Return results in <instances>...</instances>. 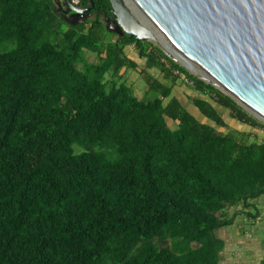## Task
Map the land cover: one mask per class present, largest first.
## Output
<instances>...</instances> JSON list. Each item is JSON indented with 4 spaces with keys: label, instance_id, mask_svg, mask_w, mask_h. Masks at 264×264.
Listing matches in <instances>:
<instances>
[{
    "label": "trees",
    "instance_id": "16d2710c",
    "mask_svg": "<svg viewBox=\"0 0 264 264\" xmlns=\"http://www.w3.org/2000/svg\"><path fill=\"white\" fill-rule=\"evenodd\" d=\"M97 12L71 22L54 0H0V264H223L219 231L261 213L264 140L218 107L264 123ZM127 45L192 81L206 121L145 69L139 98L120 74L137 66Z\"/></svg>",
    "mask_w": 264,
    "mask_h": 264
},
{
    "label": "water",
    "instance_id": "95a60500",
    "mask_svg": "<svg viewBox=\"0 0 264 264\" xmlns=\"http://www.w3.org/2000/svg\"><path fill=\"white\" fill-rule=\"evenodd\" d=\"M110 2L115 21L131 38L134 37L136 41L154 40L167 57L178 61L156 40L152 28L157 27L218 82L249 107L264 114V0ZM65 3L80 15L88 14L95 8L94 0H89L90 4L86 8L74 5L72 0H65ZM183 66L189 70L187 66ZM197 77L231 97L260 121H264L233 94L213 81Z\"/></svg>",
    "mask_w": 264,
    "mask_h": 264
},
{
    "label": "rangeland",
    "instance_id": "374dc122",
    "mask_svg": "<svg viewBox=\"0 0 264 264\" xmlns=\"http://www.w3.org/2000/svg\"><path fill=\"white\" fill-rule=\"evenodd\" d=\"M56 1L58 3V8H59L60 12L62 13V16H63L64 19L67 18V20L69 19V21H76L78 19H81V18L83 19L85 17L89 19L88 15L87 16H83V15L80 16L79 14H76L74 11L72 13H70L69 11H71V9H69L67 11V8H65L63 6V4H62V0H56ZM74 1L77 2V4H80V2L78 0H74ZM91 16H93V15H91ZM101 16H102L101 18L103 19V21H105V23H106V25H107V27L109 29L116 30V32L118 34H120V35L123 33L122 29L118 26V24H117V22L115 20L109 19V18H105L103 14H101ZM144 41L151 42L154 46L159 48V44L156 41H154V40H144ZM166 41L167 40L164 39V42L167 44ZM168 49H169V47H168ZM169 50L171 52H173V50H171V49H169ZM124 54L128 58H130L131 60L135 61L137 63V66L135 68H126L125 70L123 69V70H121L120 74L122 75L123 79L127 82V84L132 86V88L135 91V94L139 98H144L147 95V93H146L147 81L145 79L146 78L145 73L147 72L152 77L163 81V83L171 84L172 87H173L172 88V91H173L172 95L177 97L180 100L181 104H183L186 108H188L189 111L191 109L193 110L194 104L192 103V98L197 96L198 93L193 92L191 90V87L189 86V84H187V82L185 81V78L183 77V75L180 74L179 78L177 80H175V82L173 83L172 79L171 78H169V79L165 78L164 73L160 69H158L157 67H151V68L147 67L146 58L140 55V53H139L138 49L135 47V45H127V46H125L124 47ZM178 54L176 52L175 55L177 57H175V56H173V57H175L181 64L178 61H176V60H173L174 62L178 63L182 67H184L183 65L187 66L190 71L187 70L185 67L184 68L190 74H192V75H194L196 77L198 75V76L210 81L207 77H205L204 75H202L201 73L196 71L193 67H191L190 63H188L183 58H180ZM85 59H86L87 62H97L98 61L97 57H96V54L94 52H92V51H89V50L85 52ZM143 69H145L146 72H143L142 71ZM175 73H177V72H175ZM193 73H195L197 75H195ZM218 108H219V111L224 114L226 120L233 127H237L239 129H244L246 131H251L258 137L259 141H263L264 140V130L257 129V128L253 129V128L249 127V126H246V125H243L241 123L235 122L233 119H231L229 117V115L226 112V110H224L223 108H220V107H218ZM194 113L196 115H198L197 111H194ZM261 122L264 123V121H261ZM169 124L172 127H175L174 123H172L170 121H169ZM262 200H263V197L260 199V202H262ZM259 231H260V234H261V239L263 241L262 242L263 245H261V246L263 247L264 246V228H263V230H259ZM243 236H247V232H244ZM249 238H250V236H249ZM262 256H263V254L261 253L259 256H257V258L261 259ZM242 260H243V258L241 256H239L237 253L236 254H232L231 256H228V254H227V256L223 257V263L224 264H238V263L242 262Z\"/></svg>",
    "mask_w": 264,
    "mask_h": 264
},
{
    "label": "crops",
    "instance_id": "0c3cea01",
    "mask_svg": "<svg viewBox=\"0 0 264 264\" xmlns=\"http://www.w3.org/2000/svg\"><path fill=\"white\" fill-rule=\"evenodd\" d=\"M192 90V89H191ZM193 91V90H192ZM194 92V91H193ZM180 101V100H179ZM193 110L190 112L201 121L205 122V118L199 114L198 109L193 106ZM188 109V108H187ZM198 112V115L194 113ZM260 207L261 213L256 219H250L243 215H238L233 226L228 230L219 231L220 237L226 240V247L222 252V263L224 256H231L232 254H238L243 258L242 262L238 264H256L262 258H264V246L262 247V239L259 230H263L264 226V197ZM232 213V211H231ZM239 218V219H238ZM262 228V229H261ZM244 232H247V236H243ZM250 236V238H249ZM263 256L257 258L260 254ZM224 264V263H223Z\"/></svg>",
    "mask_w": 264,
    "mask_h": 264
},
{
    "label": "bare ground",
    "instance_id": "6f19581e",
    "mask_svg": "<svg viewBox=\"0 0 264 264\" xmlns=\"http://www.w3.org/2000/svg\"><path fill=\"white\" fill-rule=\"evenodd\" d=\"M154 33L156 34V40L158 42L161 43V45L167 50L169 51L173 56L177 57L175 54L177 52V54L179 55L180 58H183L184 60H186L188 63L191 64V67H193L196 71H198L199 73H201L202 75H204L205 77H207L210 81H213L214 83H216V85H218L219 87H221L223 90L233 94L226 86H224L223 84H221L220 82H218L214 76H212L209 72H207L204 68H202L197 62H195L194 60H192L189 56H187L186 54H184L177 46H175L170 40L169 38L165 35V33H163L162 31H160L157 27H153L152 28ZM166 39L167 44L164 42V39ZM173 50V52H171L169 49ZM233 96L239 100L241 103L245 104V106L247 108H249L252 112H254L256 115H258L260 118H262L264 120V114L261 112H258L256 109H253L252 107H249L244 101H242L239 97H237V95L233 94Z\"/></svg>",
    "mask_w": 264,
    "mask_h": 264
},
{
    "label": "flooded vegetation",
    "instance_id": "af4514ba",
    "mask_svg": "<svg viewBox=\"0 0 264 264\" xmlns=\"http://www.w3.org/2000/svg\"><path fill=\"white\" fill-rule=\"evenodd\" d=\"M73 1V4L74 5H76V6H78V7H80V8H86V7H88L89 6V4L88 5H86V6H83V5H81V2H80V4H77V2H75L74 0H72ZM110 1V0H109ZM54 2H55V4H56V10L59 12V13H61L60 12V10H59V8H58V3H57V1L56 0H54ZM62 4H63V6L65 7V8H67V11L69 10V8L66 6V3H65V0H62ZM94 11H100V12H97L98 14H99V16L100 17H102L101 16V14H103L104 15V17L105 18H109V19H113V20H115V16H114V14H113V9H112V4H111V2H110V5H106V6H103V7H100V8H97V6L95 5V8L93 9ZM92 11V10H91ZM70 13H72L73 12V10H71V11H69ZM77 14V13H76ZM61 15H62V13H61ZM80 15V14H79ZM88 15V17H90L91 15H93L94 17L96 16V14L94 15V14H92L91 12L90 13H88V14H85V15H83V16H87ZM80 16H82V15H80ZM91 18V17H90ZM67 19V18H66ZM84 19H86V17L85 18H81V19H78V20H76V21H71V22H80V21H82V20H84ZM102 19V18H101ZM69 20V19H68ZM103 20V19H102Z\"/></svg>",
    "mask_w": 264,
    "mask_h": 264
},
{
    "label": "built area",
    "instance_id": "2783aa9c",
    "mask_svg": "<svg viewBox=\"0 0 264 264\" xmlns=\"http://www.w3.org/2000/svg\"><path fill=\"white\" fill-rule=\"evenodd\" d=\"M177 72V71H176ZM185 81L187 82V84L191 85L192 81H190L188 78H185Z\"/></svg>",
    "mask_w": 264,
    "mask_h": 264
}]
</instances>
